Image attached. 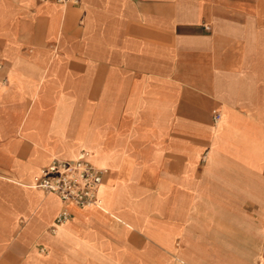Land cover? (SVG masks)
I'll list each match as a JSON object with an SVG mask.
<instances>
[{
    "label": "crops",
    "instance_id": "obj_1",
    "mask_svg": "<svg viewBox=\"0 0 264 264\" xmlns=\"http://www.w3.org/2000/svg\"><path fill=\"white\" fill-rule=\"evenodd\" d=\"M0 264H264V0H0Z\"/></svg>",
    "mask_w": 264,
    "mask_h": 264
},
{
    "label": "built area",
    "instance_id": "obj_2",
    "mask_svg": "<svg viewBox=\"0 0 264 264\" xmlns=\"http://www.w3.org/2000/svg\"><path fill=\"white\" fill-rule=\"evenodd\" d=\"M54 2L63 6L78 5L80 0H40ZM215 118H218L217 116ZM105 170L94 167L88 161L86 152H81L74 160H53L41 168L32 178V187L47 194L55 195L61 209L54 219V225L66 223L71 215L68 205L79 208L98 206L97 193L102 184Z\"/></svg>",
    "mask_w": 264,
    "mask_h": 264
},
{
    "label": "bare ground",
    "instance_id": "obj_3",
    "mask_svg": "<svg viewBox=\"0 0 264 264\" xmlns=\"http://www.w3.org/2000/svg\"><path fill=\"white\" fill-rule=\"evenodd\" d=\"M87 155H88V153H87Z\"/></svg>",
    "mask_w": 264,
    "mask_h": 264
}]
</instances>
